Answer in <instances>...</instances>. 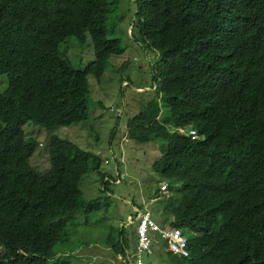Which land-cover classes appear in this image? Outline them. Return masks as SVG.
<instances>
[{
  "label": "trees",
  "instance_id": "1",
  "mask_svg": "<svg viewBox=\"0 0 264 264\" xmlns=\"http://www.w3.org/2000/svg\"><path fill=\"white\" fill-rule=\"evenodd\" d=\"M134 2L132 36L158 57L155 97L128 121V135L166 142L152 168L171 194L157 195L151 211L188 240L173 250L157 234L153 248L171 264H264V0ZM119 9L120 0H0V75L9 80L0 91V264H73L55 246L70 243L72 214L101 208L100 199L84 205L80 188L99 155L53 135L41 174L24 127L88 119V76L100 79L125 51L109 35ZM88 34L95 59L75 67L60 45ZM119 237L106 242L126 256L125 226Z\"/></svg>",
  "mask_w": 264,
  "mask_h": 264
},
{
  "label": "rangeland",
  "instance_id": "2",
  "mask_svg": "<svg viewBox=\"0 0 264 264\" xmlns=\"http://www.w3.org/2000/svg\"><path fill=\"white\" fill-rule=\"evenodd\" d=\"M135 12L134 0H120V9L110 16L109 26L113 31L109 35L119 38L125 51L111 57L100 79L93 74L88 76V119L79 124L53 129L33 122H27L24 127L27 140L37 144L30 162L41 174L51 168L48 147L53 135L71 139L82 148L98 154L101 159L99 169H95L91 163V168L83 175L80 183L83 204L100 199L101 208L88 213L85 206H82L72 214L67 226L70 243H58L55 246L56 258L69 259L73 264H117L120 254L106 241L112 237L111 242L117 243L120 239L119 230L123 226L129 252L133 255L138 223H132L135 220V207L145 212L158 206L151 203L150 199L157 195L162 197L158 189L162 182L167 181L152 168L153 163L166 151V142L155 139L141 144L128 135V121L140 113L146 102L156 94L152 88V68L158 54L152 50L145 52L132 36ZM75 41L76 38L71 36L61 43L65 58L75 67H84L94 61L91 36L88 34L84 43L78 44ZM8 84L7 74L0 75L1 92ZM159 103L162 105L161 100ZM174 184L176 194L180 196L181 183L177 181ZM154 218L161 225L160 215L154 213ZM153 233L155 231H151ZM153 235L158 236L156 233ZM133 260L141 261L142 264H171L155 249L150 254L141 252Z\"/></svg>",
  "mask_w": 264,
  "mask_h": 264
},
{
  "label": "built area",
  "instance_id": "3",
  "mask_svg": "<svg viewBox=\"0 0 264 264\" xmlns=\"http://www.w3.org/2000/svg\"><path fill=\"white\" fill-rule=\"evenodd\" d=\"M163 190L167 191V184L162 187ZM139 219L136 227V235L138 238L137 244V254L141 252H151V231H159L167 239L168 245L173 250H178L184 248L187 243V237L183 234L181 229L170 228L162 229L153 218V213L151 210H146L145 212L139 211ZM138 264L142 262L138 261Z\"/></svg>",
  "mask_w": 264,
  "mask_h": 264
},
{
  "label": "clouds",
  "instance_id": "4",
  "mask_svg": "<svg viewBox=\"0 0 264 264\" xmlns=\"http://www.w3.org/2000/svg\"><path fill=\"white\" fill-rule=\"evenodd\" d=\"M153 83V82H152ZM153 89H155V87H152ZM143 90V89H142ZM141 90V91H142ZM179 130L181 131V132H185V130L183 129V128H179ZM118 181H120V180H118ZM164 184H167V187H168V189H167V191H165V190H163L162 189V187H163V185ZM161 192H162V195L164 196H170V194H171V191L169 190V183L167 182V181H164V182H162L161 183ZM156 197H154V198H151L150 200H151V203L152 202H154V201H156ZM135 210H136V214H135V220H132V223H134L135 221H137L138 219H139V214H138V212L140 211H142L141 210V208H139L138 206H136L135 207ZM153 218H154V216H153ZM155 219V218H154ZM138 222V221H137ZM156 222H157V224L162 228V229H166V228H164L163 226H161L160 224H159V222L156 220ZM138 224V223H137ZM137 227V226H136ZM172 228V227H171ZM170 229V228H169ZM182 231V230H181ZM183 232V231H182ZM155 233L156 234H160V235H162L163 236V239L164 240H166L167 241V239L164 237V235L161 233V232H159V231H155ZM155 233H153V234H155ZM135 234H136V229H135ZM153 234H151V241H152V245H151V252H153V243H154V239H155V237H154V235ZM184 234V233H183ZM185 235V234H184ZM128 240V239H127ZM188 241V240H187ZM136 242H137V244H138V238H137V235H136ZM137 244H136V247H135V251H134V254L132 255L130 252H129V250H128V252H127V254H126V256H124V255H122L123 256V258H121L120 260H123V262H124V264H138V261L137 262H135L134 260H133V257L134 256H137V255H139V254H137ZM167 245H168V242H167ZM168 247H169V245H168ZM151 252H147V254H150ZM141 262V261H140Z\"/></svg>",
  "mask_w": 264,
  "mask_h": 264
},
{
  "label": "crops",
  "instance_id": "5",
  "mask_svg": "<svg viewBox=\"0 0 264 264\" xmlns=\"http://www.w3.org/2000/svg\"><path fill=\"white\" fill-rule=\"evenodd\" d=\"M122 258V255L120 254L119 255V260L117 261V264H121L122 263V261L120 260Z\"/></svg>",
  "mask_w": 264,
  "mask_h": 264
}]
</instances>
